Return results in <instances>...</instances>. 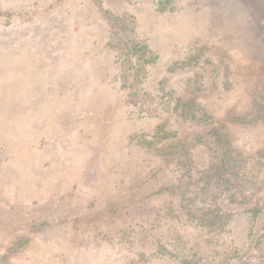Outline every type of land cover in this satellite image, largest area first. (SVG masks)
Returning a JSON list of instances; mask_svg holds the SVG:
<instances>
[{
  "label": "rangeland",
  "instance_id": "rangeland-1",
  "mask_svg": "<svg viewBox=\"0 0 264 264\" xmlns=\"http://www.w3.org/2000/svg\"><path fill=\"white\" fill-rule=\"evenodd\" d=\"M158 1L0 0V264H143L141 254L182 264L158 256L160 245L214 261L237 247L242 257L230 264H264L261 221L226 202L229 233L208 245L175 187L182 170L132 139L166 124L187 142L223 124L259 168L264 0H175L165 13ZM107 10L133 15L158 55L130 88L109 46L119 30ZM190 58L197 62L170 70ZM196 80L202 90L193 93ZM178 100L199 103L212 124L176 115ZM192 152L199 179L210 156L205 145ZM260 179L252 204L264 206V171Z\"/></svg>",
  "mask_w": 264,
  "mask_h": 264
},
{
  "label": "trees",
  "instance_id": "trees-1",
  "mask_svg": "<svg viewBox=\"0 0 264 264\" xmlns=\"http://www.w3.org/2000/svg\"><path fill=\"white\" fill-rule=\"evenodd\" d=\"M158 6L161 13L176 10L175 0H159ZM106 16L119 30L110 39L109 46L115 51L121 64L123 87L130 88L131 80L138 84L142 83L147 77L148 67L158 62V55L153 52L146 39L137 33V21L133 15L129 13L115 15L107 10ZM194 62L197 60L190 58L188 62L177 63L170 70L176 71L177 67L184 69L192 66ZM189 86L193 93L202 90L199 80L190 81ZM131 96L132 101H135L138 94L134 92ZM259 105L263 106L262 103ZM174 113L197 126L212 124V117L196 101L178 100L174 106ZM262 115L260 111L251 121L257 122ZM132 139L149 153L163 158L168 165L175 164L182 170L179 184L175 187L183 192L182 200L189 222L207 236L208 245L229 233L234 212L227 210L226 202L245 207L244 213L250 214L254 224L261 221L264 230V206L258 202L252 204L254 197L263 190L260 177L264 171V151L260 152L256 161L259 168L251 170L249 158L235 147L227 126L223 124L187 142L176 140L177 133L169 131L166 124L160 125L154 135L134 136ZM200 145L207 147L210 157L208 167L199 169L197 173L199 179H195L193 171L197 166L192 151ZM202 201L206 203L205 206L198 208V203ZM172 216L174 218V214ZM263 240L264 234L258 241L260 250L264 246ZM157 254L177 259L182 264H230L232 260L242 257L237 247H233L228 253H221L218 261L206 259L198 249H191L188 254L179 255L160 245ZM140 257V262L149 264L147 263L149 259L144 254Z\"/></svg>",
  "mask_w": 264,
  "mask_h": 264
}]
</instances>
